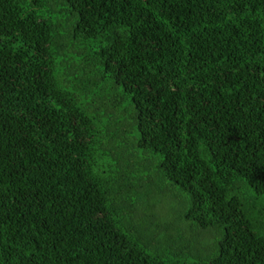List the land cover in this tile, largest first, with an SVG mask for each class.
<instances>
[{
  "label": "trees",
  "instance_id": "1",
  "mask_svg": "<svg viewBox=\"0 0 264 264\" xmlns=\"http://www.w3.org/2000/svg\"><path fill=\"white\" fill-rule=\"evenodd\" d=\"M0 264H264V0H0Z\"/></svg>",
  "mask_w": 264,
  "mask_h": 264
},
{
  "label": "rangeland",
  "instance_id": "2",
  "mask_svg": "<svg viewBox=\"0 0 264 264\" xmlns=\"http://www.w3.org/2000/svg\"><path fill=\"white\" fill-rule=\"evenodd\" d=\"M137 175L138 174L135 171H130V176L136 177ZM133 180L136 181V179H133ZM177 238H179L178 234H174V236L172 237V239H177ZM209 242H210V240H209ZM182 244H183V242L182 243L181 242L180 243L178 242V245L177 246L182 245Z\"/></svg>",
  "mask_w": 264,
  "mask_h": 264
}]
</instances>
